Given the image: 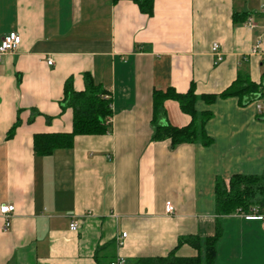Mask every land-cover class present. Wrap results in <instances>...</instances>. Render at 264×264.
I'll use <instances>...</instances> for the list:
<instances>
[{
  "label": "crops",
  "instance_id": "1",
  "mask_svg": "<svg viewBox=\"0 0 264 264\" xmlns=\"http://www.w3.org/2000/svg\"><path fill=\"white\" fill-rule=\"evenodd\" d=\"M262 5L154 0L146 15L131 1L0 0V41L20 36L18 49L0 60V206H13L7 227L0 214V264L194 257L179 240L202 244L217 228L212 264H264L262 222L219 216L214 199L217 180L264 175ZM85 74L110 101L107 130L36 154L35 134L72 131L64 84L81 92ZM239 75L257 84L261 97L246 105L218 97ZM191 85L198 97L216 96L211 105L194 104L197 113H211L203 125L211 143L171 148L168 139L153 141V91L184 94ZM163 109L158 125L191 121L175 101ZM166 204L173 214H165Z\"/></svg>",
  "mask_w": 264,
  "mask_h": 264
},
{
  "label": "trees",
  "instance_id": "2",
  "mask_svg": "<svg viewBox=\"0 0 264 264\" xmlns=\"http://www.w3.org/2000/svg\"><path fill=\"white\" fill-rule=\"evenodd\" d=\"M131 1L139 10L150 15L153 10L154 0H113ZM106 92L97 86L92 78L84 75V89L75 92L71 81H66L63 89V104L72 111V131L70 133H40L33 136V149L38 155L50 154L59 148H70L75 136L100 135L105 133L107 127L105 121L111 116L110 101L101 96ZM263 92L259 86L249 81L247 77L238 76L218 97H237L243 105L257 100ZM216 96L194 94V86L191 85L184 94L177 93L173 89L165 91H153L152 93V126L153 141L168 139L173 148L183 143L200 142L207 146L211 140L205 135L204 123L211 118L208 111L197 113L194 109L195 102L200 99L206 105H211ZM175 101L182 113L188 115L190 123L182 128L173 127L169 124L158 125L157 119L164 115L163 103ZM15 125L9 130L8 136L14 131ZM215 206L216 214L228 216L232 214H251L254 209L256 214L264 212V175L241 176L233 175L228 183L217 180L215 183ZM220 237V229L215 234L199 243L197 238L186 237L179 240L191 246L198 253L194 257H177L173 253L164 258L142 259L138 264H212L215 257V245Z\"/></svg>",
  "mask_w": 264,
  "mask_h": 264
},
{
  "label": "built area",
  "instance_id": "3",
  "mask_svg": "<svg viewBox=\"0 0 264 264\" xmlns=\"http://www.w3.org/2000/svg\"><path fill=\"white\" fill-rule=\"evenodd\" d=\"M261 12H262V14H264V5H262V7H261ZM19 44H20V36L17 33L11 32V33L7 34L6 36H4L0 41V60L6 53L14 52L15 50H17L19 47ZM211 52L214 55L215 63H218L222 60V56L218 52V45L217 44L212 45ZM46 64L51 65L52 61L50 59H47ZM104 99H107V98L104 96ZM256 107H257V112L260 113L261 107L259 105H257ZM12 211H13V206H11V205L0 206V214L6 219L5 227L8 226L7 219L10 217V214ZM251 211H252L251 214H244L243 217L245 219L259 220L262 222V225L264 227V212L261 214H256L254 209H251ZM164 212L166 215L173 214V207L171 206V204L165 205ZM69 228H70V230L74 231V230H76L77 226L74 222H71V224L69 225ZM125 236H126L125 233L121 234L122 239H124ZM116 246L118 248L122 247L123 246V240L117 239L116 240ZM109 264H124V260L121 257H116Z\"/></svg>",
  "mask_w": 264,
  "mask_h": 264
}]
</instances>
